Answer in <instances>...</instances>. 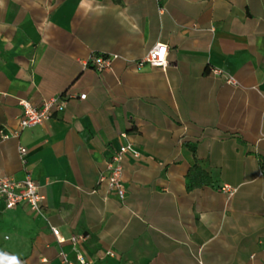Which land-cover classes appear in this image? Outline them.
Returning <instances> with one entry per match:
<instances>
[{
  "label": "crops",
  "instance_id": "1",
  "mask_svg": "<svg viewBox=\"0 0 264 264\" xmlns=\"http://www.w3.org/2000/svg\"><path fill=\"white\" fill-rule=\"evenodd\" d=\"M156 44L166 65L139 67ZM62 94L19 131L18 100ZM0 130L19 131L0 136V176L44 196L0 204V264H264V0H0ZM125 144L119 200L98 178ZM194 165L210 184L188 188Z\"/></svg>",
  "mask_w": 264,
  "mask_h": 264
},
{
  "label": "built area",
  "instance_id": "2",
  "mask_svg": "<svg viewBox=\"0 0 264 264\" xmlns=\"http://www.w3.org/2000/svg\"><path fill=\"white\" fill-rule=\"evenodd\" d=\"M161 49L164 50L163 58L160 56ZM118 59V56H93L87 62L84 63V67L93 69L97 72H106L111 70L112 63ZM144 64H148L153 67H160L166 65V46L163 44H156L144 58L140 60L138 66L141 67ZM213 74L220 77L225 84L239 87V83L231 76L225 75L219 69H213ZM85 95H80L79 99H84ZM18 105L21 109L19 117V131L32 128L34 126L42 124L44 121L50 119L55 112H62L65 107V99L63 94L58 98H50L42 100L39 107H33L27 100H18ZM16 131L12 134H5L0 130V136L2 139H7L13 136H18ZM124 137L123 134H121ZM18 153L23 160L26 154V149L20 147ZM131 155L136 158L139 156V152L130 144H125L119 147L115 153L107 160L105 164V171L100 173L98 183H105L107 191L114 194L119 200L125 198L126 192L123 182V167L122 160L125 155ZM220 192L227 196V198L233 196L237 189L224 185L220 189ZM44 201V196L39 192V185L29 175H26L22 180H14L11 177L0 176V204H2L4 210H10L18 205H27L33 212H39ZM51 233L56 239L57 243L62 244L66 240L60 235L59 230L54 227H50ZM84 235L71 236L68 241L74 246L78 241L83 240ZM61 259L65 264H68L67 257L64 253H61ZM76 259L80 264H85V261L81 254L76 252Z\"/></svg>",
  "mask_w": 264,
  "mask_h": 264
},
{
  "label": "trees",
  "instance_id": "3",
  "mask_svg": "<svg viewBox=\"0 0 264 264\" xmlns=\"http://www.w3.org/2000/svg\"><path fill=\"white\" fill-rule=\"evenodd\" d=\"M186 177L190 181L188 188H198L211 182L209 175L197 165L188 170Z\"/></svg>",
  "mask_w": 264,
  "mask_h": 264
},
{
  "label": "snow or ice",
  "instance_id": "4",
  "mask_svg": "<svg viewBox=\"0 0 264 264\" xmlns=\"http://www.w3.org/2000/svg\"><path fill=\"white\" fill-rule=\"evenodd\" d=\"M160 56H161V58H163V55H164V50L163 49H161V51H160Z\"/></svg>",
  "mask_w": 264,
  "mask_h": 264
}]
</instances>
